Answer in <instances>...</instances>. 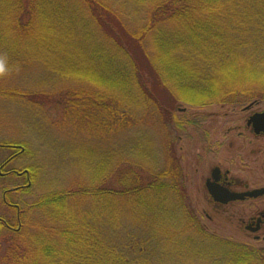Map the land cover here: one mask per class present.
<instances>
[{"label":"trees","instance_id":"16d2710c","mask_svg":"<svg viewBox=\"0 0 264 264\" xmlns=\"http://www.w3.org/2000/svg\"><path fill=\"white\" fill-rule=\"evenodd\" d=\"M240 96L264 99V0H0V100L47 123L50 105L79 139L57 145L77 178L33 202L35 228L4 191L0 264H264V247L208 231L164 137L177 103ZM18 143L0 144L7 166L30 153ZM16 171L31 189L36 168Z\"/></svg>","mask_w":264,"mask_h":264},{"label":"rangeland","instance_id":"374dc122","mask_svg":"<svg viewBox=\"0 0 264 264\" xmlns=\"http://www.w3.org/2000/svg\"><path fill=\"white\" fill-rule=\"evenodd\" d=\"M36 70L40 74H47L40 66ZM49 73L48 69V76ZM52 79L51 75L48 81L52 82ZM251 103L253 105L248 108ZM10 104V100H0V144L18 143L21 138L26 139L30 153L21 154L22 157L5 166L4 171L33 165L38 174L36 182L26 192L17 188L28 182L24 174V177L21 174L0 177V216L8 213L14 220L16 209L8 211L7 202L2 201L4 191H10L8 196L14 203L31 209L33 202L50 189L47 186H52V181L59 183L61 188L72 184L73 178H77V175H73L75 165L70 164L67 156L65 158L61 152H57V145L71 148L73 141L79 139H73L67 133L62 135L60 129L52 127V118L58 119V112L52 106H47L50 122L47 123L43 116L36 114V110L21 108L20 104L12 109ZM175 110L183 124L179 129H175L177 127L173 124L165 127L164 137L166 143L170 142L175 147L185 176L183 186L202 223L208 231L221 238L264 247V230L253 232L246 227L251 217L264 212V195L224 204L213 200L206 186L215 167H220L222 173L228 172L233 190L245 191L264 186V135H255L247 127L248 117L253 112L264 110V99L247 100L240 96L233 103L207 105L179 102ZM82 141L85 146L90 143L85 138ZM12 153L13 150L1 147L0 165ZM32 210L34 213H30L28 219L31 227L35 228V221L32 220L40 219V216L37 209L32 207ZM256 235L260 237L257 239Z\"/></svg>","mask_w":264,"mask_h":264},{"label":"water","instance_id":"95a60500","mask_svg":"<svg viewBox=\"0 0 264 264\" xmlns=\"http://www.w3.org/2000/svg\"><path fill=\"white\" fill-rule=\"evenodd\" d=\"M250 106H252V104L249 105L248 108ZM247 126L248 127L251 126L253 128V131L256 134L264 133V110L261 112H255L252 115H250L247 119ZM220 172L221 171H220L219 167L214 168L213 172H212L213 180L208 179L206 181V186H207L209 195L215 201L226 204V203H228L230 201H234V200H244L247 197L257 198V197L264 195V187L256 188V189H252V190H247V191H243V192L231 191L226 186L219 184L217 173H220ZM255 230L256 229H254V231Z\"/></svg>","mask_w":264,"mask_h":264},{"label":"flooded vegetation","instance_id":"af4514ba","mask_svg":"<svg viewBox=\"0 0 264 264\" xmlns=\"http://www.w3.org/2000/svg\"><path fill=\"white\" fill-rule=\"evenodd\" d=\"M248 128L251 129L250 127H248ZM253 133L255 134L254 131H253ZM255 135L260 136V135H264V133L255 134ZM8 163H9V160L1 163V165H0V177H6L7 174L9 173V171H4V167L7 166ZM220 171H221L220 173H217L219 184L226 186L227 188H229L232 191H236V190H233V188H232V185H233L232 181L227 177L228 172L226 171L225 173H222L221 168H220ZM12 172L18 174L19 171L12 170ZM212 172H213V169H212ZM21 176L24 177V175H22V174H21ZM25 176L27 177V181L29 182L30 178H28V175H26V174H25ZM237 192H242V191H237ZM246 227H247V229H249L253 232H259L262 229L264 230V212L261 211L257 216L251 217L248 224L246 225ZM254 229H256V230L254 231ZM259 237H260L259 235H256L257 239Z\"/></svg>","mask_w":264,"mask_h":264}]
</instances>
